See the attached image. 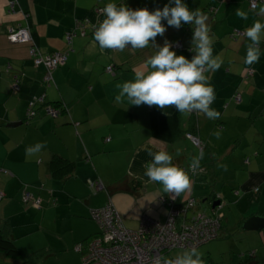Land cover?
Instances as JSON below:
<instances>
[{
	"label": "crops",
	"instance_id": "1",
	"mask_svg": "<svg viewBox=\"0 0 264 264\" xmlns=\"http://www.w3.org/2000/svg\"><path fill=\"white\" fill-rule=\"evenodd\" d=\"M10 1L0 0V193L4 196L0 229L21 255L11 258L0 252V264L80 263L74 246L99 233L89 209L102 208L109 201L127 229L136 230L142 216L164 221L168 206L159 199L167 198L168 193L143 175V164L152 159L149 150L168 152L179 167L190 164L194 154L186 150L185 144L190 142L183 133L192 128L194 117L197 135L204 143L200 167L205 172L194 182L193 192L179 194L175 206L188 198L208 204L205 199L215 195L220 201L215 211L222 214L220 231L242 230L249 218L264 217V42L259 62L247 66L248 40L230 37L234 29L244 34L254 20L264 21V16L255 15L249 0H183L191 10L200 8L207 14L213 56L221 62L217 71L206 73L215 91L211 107L221 114L215 120L203 113L182 114L175 107L161 110L116 102V84L133 80L135 70L146 64L155 49L101 50L89 35L75 37L70 44L65 41V33L76 22L91 26L102 21L103 14L95 11L109 2L154 11L169 0H15L13 13ZM260 5L264 0H257L255 11ZM237 9L247 12L248 19L239 18ZM162 23L166 32L157 36L156 43L163 46L167 40L177 55L190 60L195 55L189 51L192 25L182 23L176 29ZM17 27L29 29L31 43L43 55L67 53L66 62L52 73L50 85L43 83L42 67L33 66L29 46L8 43V30ZM7 63L10 73L5 70ZM109 65L114 66V75L104 71ZM249 68L253 75L244 82L242 75ZM14 76L17 94L12 91ZM236 94L239 103L233 99ZM41 96L47 104L62 103L67 111L51 119L37 107V116L26 125L28 102ZM14 124L19 126H10ZM214 131L220 132V139L212 135ZM37 142H46V147L26 156V147ZM54 155L75 162L76 169L68 179L50 175ZM118 165L124 172L121 180L115 173ZM218 165H226L227 170ZM89 180H100L104 190L93 192L87 186ZM24 186L41 199V207L22 203ZM198 206L191 213L201 212ZM255 234L264 246V230ZM258 253L255 249L252 256L257 258ZM259 262L252 264L264 263Z\"/></svg>",
	"mask_w": 264,
	"mask_h": 264
},
{
	"label": "clouds",
	"instance_id": "2",
	"mask_svg": "<svg viewBox=\"0 0 264 264\" xmlns=\"http://www.w3.org/2000/svg\"><path fill=\"white\" fill-rule=\"evenodd\" d=\"M174 5V6H171ZM253 6L255 15L264 16V5ZM102 14L104 19L94 25L93 38L101 50L123 52L151 47L155 49L144 66L135 70L134 79L117 83L119 90L115 96L117 103L129 105L156 106L161 110L175 107L179 113H203L210 120L220 117V112L211 107L215 100L214 87L206 73H214L221 67L218 57L213 56V39L208 16L200 8L191 10L183 0H169L162 9L149 11L147 8L132 9L125 3H107ZM236 15L248 19V13L237 9ZM168 26L179 29L182 23L193 27L192 47L195 53L189 60L184 55H177L172 44L165 40L163 46L156 43L157 36H163ZM248 40L244 64L251 66L260 60L261 44L264 42V21L254 20L244 31ZM127 110V109H126ZM220 139V132L212 133ZM46 147V142H37L27 146L26 156H33ZM152 159L143 164V175L150 182L162 185L164 193L178 196L192 186L191 175H195L203 159V152L194 156L185 169L173 163V157L166 151L147 153ZM227 170L226 165H218ZM220 206V205H219ZM197 247L184 250L174 258L157 255L153 264H205Z\"/></svg>",
	"mask_w": 264,
	"mask_h": 264
},
{
	"label": "built area",
	"instance_id": "3",
	"mask_svg": "<svg viewBox=\"0 0 264 264\" xmlns=\"http://www.w3.org/2000/svg\"><path fill=\"white\" fill-rule=\"evenodd\" d=\"M17 2L11 0L8 3L9 11L14 12ZM257 5V0H249V6ZM102 14V8L95 11ZM85 24L78 22L74 31L67 33L66 40H70L79 32L80 36H85ZM92 37L94 27H92ZM244 36V34L235 30L233 37ZM7 41L10 44L30 43L29 55L33 60L34 67L42 66L44 68L43 82L49 84L52 81V72L66 61V54L43 55L40 50L32 44L30 31L27 27L11 28L7 33ZM179 48V45L175 48ZM10 67L8 66L7 69ZM104 71L109 75H114V67L107 66ZM253 75L251 68L246 69L242 75L246 82ZM12 91H19L18 81L12 84ZM234 101L239 103L240 96L236 94ZM43 108L45 114L52 119L60 116V109L44 105V97H33L28 103L27 119L35 117V109ZM191 114H195L192 112ZM185 138L189 140L199 151L202 150V143L198 137L187 133ZM108 141V139L106 140ZM203 171L198 169V172ZM196 173V174H197ZM191 174V173H190ZM195 174V175H196ZM90 187L95 191L101 190L100 182L91 183ZM174 194H168L167 198L161 197L159 202L168 206V212L164 221H158L147 216H142L139 227L136 230L127 229L112 203H108L102 209L91 210L90 217L98 225L99 234L94 237L88 246L83 249L78 245L75 251L81 254V264H153L157 255L166 256L177 249H189L199 247L216 238L220 233L222 214L212 210L211 215L202 212L191 211L195 208L196 202L188 198L182 207H175V201L178 196L173 198ZM2 194H0V198ZM22 202L38 209L40 199L34 198L29 192H24ZM219 208V206L217 207ZM216 208V209H217ZM188 213L190 215H188Z\"/></svg>",
	"mask_w": 264,
	"mask_h": 264
},
{
	"label": "rangeland",
	"instance_id": "4",
	"mask_svg": "<svg viewBox=\"0 0 264 264\" xmlns=\"http://www.w3.org/2000/svg\"><path fill=\"white\" fill-rule=\"evenodd\" d=\"M185 148L190 155L192 153L194 154V156H197L199 154L198 148L195 147L191 142L190 145L185 144ZM115 173L118 180H121L123 178L124 172L122 170L121 165H118L117 172ZM191 180H192L191 188L189 190L184 191V192H188V194H190L194 190L193 177H191ZM96 182L101 183L100 180L87 181L88 188L91 189L93 192H98V191H95L93 188H91L90 184ZM102 190H104V187L99 191ZM197 203L199 205L198 207L201 210V212H203L206 215L210 214L209 204H207L206 202L200 203L199 200L197 201ZM255 233L256 232H248L241 229L240 230L237 229L233 231L222 230L220 231L218 238L204 245L199 246L198 250L201 253H203L202 259L205 261V264H252L259 261L264 262V246L260 245ZM255 249H258L259 252L257 258L252 257V255H254ZM184 250L185 249H177L168 255L166 254V256L169 258H174L176 255L181 254ZM52 261H50L48 264H58ZM36 264H42V262L40 263L36 262ZM72 264H77V263L76 262L74 263V261H72ZM78 264H81V258H80V263Z\"/></svg>",
	"mask_w": 264,
	"mask_h": 264
},
{
	"label": "trees",
	"instance_id": "5",
	"mask_svg": "<svg viewBox=\"0 0 264 264\" xmlns=\"http://www.w3.org/2000/svg\"><path fill=\"white\" fill-rule=\"evenodd\" d=\"M216 10L214 9V10H210V12L211 13H214ZM76 23H78V22H76ZM76 23H75V26H74V28L72 29V30H69V31H67L66 33H65V41L67 42V40H66V35H67V33H69V32H72V31H74V29H75V27H76ZM81 23H84L86 26H85V30H86V34H85V36H80L79 35V32L73 37V38H75V37H79V38H84V37H87L88 35L89 36H92V27H94V25H88V24H86L85 22H81ZM235 30H237V29H234L232 32H231V34H230V37L232 38V39H236L237 37H233V33H234V31ZM240 31V30H239ZM72 38V39H73ZM7 39V38H6ZM72 39L70 40V42H67L68 44H70L71 43V41H72ZM28 46H29V48H28V54H29V50H30V48H31V44L30 43H26ZM51 54H54V53H51ZM58 54H66V56H67V53H58ZM47 55H50V54H47ZM29 57H30V55H29ZM30 59H31V61H32V64H33V60H32V58L30 57ZM66 59H67V57H66ZM66 62V61H65ZM10 67L9 69H7V67ZM33 66H34V64H33ZM113 66V65H112ZM39 67H42V66H39ZM60 67V66H59ZM59 67H57V68H59ZM114 67V66H113ZM38 68V67H37ZM56 68V69H57ZM42 69H43V71H45L44 70V68L42 67ZM55 69V70H56ZM5 70H6V72H8V73H10V71H11V66H10V64L9 63H7L6 64V66H5ZM54 70V71H55ZM53 71V72H54ZM52 72V73H53ZM43 76H44V72H43ZM14 78V80H12V84L14 83V81L15 80H17V76H14L13 77ZM42 80H43V78H42ZM44 83V82H43ZM51 83H53V78H52V81L48 84V85H50ZM45 84V83H44ZM45 85H47V84H45ZM13 94H17V93H14L13 92ZM44 97V96H43ZM233 99H234V97H233ZM29 103V102H28ZM44 105H46V106H51V107H53V108H56V109H60V116L62 115V113L63 112H65V111H67V108H66V106L65 105H63L62 103H55V104H47V103H45V101H44ZM40 109H42L43 110V108H41V107H39ZM27 109H28V106H27ZM44 111V110H43ZM35 112H36V115H35V117L37 116V109H35ZM196 113V112H195ZM26 114H27V110H26ZM25 114V115H26ZM191 114V113H190ZM46 115V114H45ZM193 115V114H192ZM47 116V115H46ZM34 117V118H35ZM49 117V116H48ZM194 117V116H193ZM34 118H32V119H30V120H28L27 119V116H25V124L26 125H29V123H30V121L31 120H33ZM52 119V118H51ZM57 119V118H56ZM197 120H196V118L194 117V120H193V122H192V124H191V126H192V128L191 129H189L188 130V132H184L183 133V136H184V138H185V135L187 134V133H190V134H192V135H194L195 137H198V135H197V122H196ZM199 138V137H198ZM186 139V138H185ZM108 141H109V139H108ZM189 141V140H188ZM202 143V142H201ZM202 150L201 151H199V153H201L203 150H204V143L202 144ZM87 160H89V157L87 156L86 157V161ZM189 165L190 164H188L187 166H182L181 168H183V169H185L186 171L189 169ZM75 169H76V164H75V162H71V161H68V160H64V159H62V158H60V157H58V156H52V158H51V160H50V162H49V173H50V175L54 178V179H58V180H66V179H68L70 176H71V174L72 173H74V171H75ZM199 169L200 170H202L203 168L202 167H199ZM205 172V170L203 169V171H201V172H198L196 175H191L190 174V172H189V174H190V176L191 177H193V182H195L196 181V179L200 176V175H202L203 173ZM24 192H29L34 198H39L38 196L37 197H35L29 190H28V186H24L23 187V189H22V195H23V193ZM52 193V192H51ZM0 194H2V193H0ZM22 195H21V201H22ZM3 194H2V197L0 198V200H2L3 199ZM40 199V198H39ZM205 200H208L209 202H208V204H209V206H210V209L212 210V208H211V201H210V199L208 198V199H205ZM195 202H196V205L198 204L197 203V201L195 200ZM23 203V202H22ZM108 203H111L110 201L109 202H107V204ZM207 203V202H206ZM24 204V203H23ZM40 204H41V199H40ZM106 204V205H107ZM24 205H26V204H24ZM39 207H41V205H39ZM176 207V206H175ZM180 207H182V204L180 205V206H178L177 208H180ZM103 208V207H102ZM102 208H91V209H89V217H90V211L91 210H97V209H102ZM115 208V207H114ZM195 208H196V206H195ZM216 210V208L213 210V211H215ZM193 211V210H192ZM188 215H190L189 213H188ZM90 219H91V217H90ZM92 220V219H91ZM93 221V220H92ZM99 229V228H98ZM99 234V233H98ZM98 234L97 235H95L94 237H97L98 236ZM94 237H92L91 239H89V240H87V241H84V242H82V243H78V244H76L75 246H74V251H75V247H77L78 245H80V246H82V248L83 249H85L87 246H88V244L90 243V241L94 238ZM0 252H2V253H4L6 256H8V257H11V258H19L20 257V252L18 251V249L15 247V245L13 244V242L10 240V239H8L7 237H6V235L4 234V232L0 229ZM76 252V251H75ZM78 253V252H77ZM79 255H80V258H81V254H83V252L82 253H78ZM253 257V256H252Z\"/></svg>",
	"mask_w": 264,
	"mask_h": 264
},
{
	"label": "water",
	"instance_id": "6",
	"mask_svg": "<svg viewBox=\"0 0 264 264\" xmlns=\"http://www.w3.org/2000/svg\"><path fill=\"white\" fill-rule=\"evenodd\" d=\"M11 127L19 126V124L10 125ZM211 201V208L214 210L220 205V201L216 199L215 195H212L210 198ZM242 230L248 232H260L264 230V217L254 216L249 218L245 223L242 225Z\"/></svg>",
	"mask_w": 264,
	"mask_h": 264
}]
</instances>
